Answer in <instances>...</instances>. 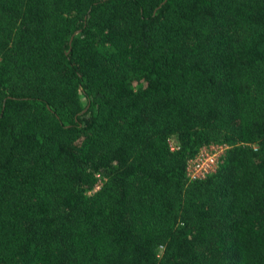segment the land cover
Segmentation results:
<instances>
[{"label":"trees","instance_id":"1","mask_svg":"<svg viewBox=\"0 0 264 264\" xmlns=\"http://www.w3.org/2000/svg\"><path fill=\"white\" fill-rule=\"evenodd\" d=\"M0 264H264V0H0Z\"/></svg>","mask_w":264,"mask_h":264},{"label":"built area","instance_id":"2","mask_svg":"<svg viewBox=\"0 0 264 264\" xmlns=\"http://www.w3.org/2000/svg\"><path fill=\"white\" fill-rule=\"evenodd\" d=\"M216 148L218 149L220 148L222 150L216 153L215 152L217 150ZM224 149H225L224 146H216V145L204 147L202 150L204 151V153L209 152L212 154H210V156H207L208 159H206L205 156L198 157V158L204 157L206 159V162H203L202 160L195 161L197 157L193 159L188 167L189 175L192 176L193 178L196 177L198 178V177H205L209 173L213 172L216 168L218 158L224 152L223 151ZM202 151L200 153H202Z\"/></svg>","mask_w":264,"mask_h":264},{"label":"rangeland","instance_id":"3","mask_svg":"<svg viewBox=\"0 0 264 264\" xmlns=\"http://www.w3.org/2000/svg\"><path fill=\"white\" fill-rule=\"evenodd\" d=\"M176 144H177V139H176V138H172V145L175 146ZM216 149H217V150L215 151L216 153L222 150V149H220V148H219V149L216 148ZM213 152H214V151H213ZM210 154H212V153H209V152L204 153V151H202V153H200V154H198V155L196 156L197 158L195 157V158H196L195 161H197V160H198V161H199V160H202L203 162H206V159H208L207 156H210ZM201 156H205L206 159H205L204 157H202V158H198V157H201ZM195 158H194V159H195ZM213 159H214V158H213ZM192 160H193V159H192ZM192 160H191V161H192Z\"/></svg>","mask_w":264,"mask_h":264}]
</instances>
